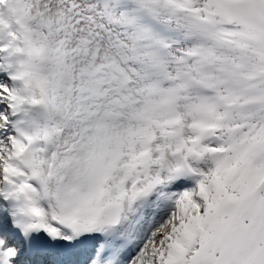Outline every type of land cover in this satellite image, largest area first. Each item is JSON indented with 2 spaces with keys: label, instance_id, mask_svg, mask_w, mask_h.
Wrapping results in <instances>:
<instances>
[{
  "label": "snow or ice",
  "instance_id": "1",
  "mask_svg": "<svg viewBox=\"0 0 264 264\" xmlns=\"http://www.w3.org/2000/svg\"><path fill=\"white\" fill-rule=\"evenodd\" d=\"M0 264H264V0H0Z\"/></svg>",
  "mask_w": 264,
  "mask_h": 264
}]
</instances>
